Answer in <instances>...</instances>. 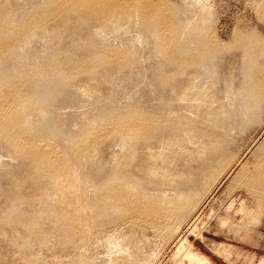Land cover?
Returning <instances> with one entry per match:
<instances>
[{
    "label": "rangeland",
    "instance_id": "obj_1",
    "mask_svg": "<svg viewBox=\"0 0 264 264\" xmlns=\"http://www.w3.org/2000/svg\"><path fill=\"white\" fill-rule=\"evenodd\" d=\"M187 250L264 259V0H0V264Z\"/></svg>",
    "mask_w": 264,
    "mask_h": 264
},
{
    "label": "bare ground",
    "instance_id": "obj_2",
    "mask_svg": "<svg viewBox=\"0 0 264 264\" xmlns=\"http://www.w3.org/2000/svg\"><path fill=\"white\" fill-rule=\"evenodd\" d=\"M191 247V246H190ZM187 255H188V260L191 261L192 263H195V264H209V261L206 257L204 256H199L194 254V253H191L189 252V250H187ZM187 260V259H186Z\"/></svg>",
    "mask_w": 264,
    "mask_h": 264
},
{
    "label": "crops",
    "instance_id": "obj_3",
    "mask_svg": "<svg viewBox=\"0 0 264 264\" xmlns=\"http://www.w3.org/2000/svg\"><path fill=\"white\" fill-rule=\"evenodd\" d=\"M233 250H234V248H233ZM263 262H264V259L261 260V263L260 264H263Z\"/></svg>",
    "mask_w": 264,
    "mask_h": 264
}]
</instances>
